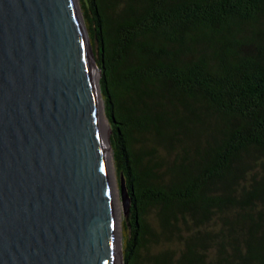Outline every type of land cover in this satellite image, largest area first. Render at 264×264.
<instances>
[{"label": "trees", "instance_id": "1", "mask_svg": "<svg viewBox=\"0 0 264 264\" xmlns=\"http://www.w3.org/2000/svg\"><path fill=\"white\" fill-rule=\"evenodd\" d=\"M130 199L124 264H264V0H83Z\"/></svg>", "mask_w": 264, "mask_h": 264}, {"label": "water", "instance_id": "2", "mask_svg": "<svg viewBox=\"0 0 264 264\" xmlns=\"http://www.w3.org/2000/svg\"><path fill=\"white\" fill-rule=\"evenodd\" d=\"M93 64L77 0H0V264H118Z\"/></svg>", "mask_w": 264, "mask_h": 264}, {"label": "bare ground", "instance_id": "3", "mask_svg": "<svg viewBox=\"0 0 264 264\" xmlns=\"http://www.w3.org/2000/svg\"><path fill=\"white\" fill-rule=\"evenodd\" d=\"M77 2H78V0H77ZM78 6H79V3H78ZM79 9H80V6H79ZM80 13H81V10H80ZM81 16H82V13H81ZM82 20H83V17H82ZM93 65H94L96 80H97L102 124H103V129H104V134H105V140H106V148H107V154H108V160H109V166H110V172H111L112 188H113L114 203H115L117 258H118V264H122V256L120 255L121 248H120V232H119V228H120L119 216H120V213H119V207H118L117 188H116V182H115V169H114V164H113V152L111 150V143L108 140V136H107L108 135V122H107V119H106V116L104 113L105 111H104L103 100L101 98V91H100L99 80H98V70H97V66L95 64H93Z\"/></svg>", "mask_w": 264, "mask_h": 264}, {"label": "rangeland", "instance_id": "4", "mask_svg": "<svg viewBox=\"0 0 264 264\" xmlns=\"http://www.w3.org/2000/svg\"><path fill=\"white\" fill-rule=\"evenodd\" d=\"M78 3H79V6H80V10H81L82 17H83V22H84V25H85V20H84V16H83V7H82L83 6V0H78ZM91 47H92V50L94 51L95 47L93 45H91ZM96 66H97V64H96ZM97 70H98V80H99L100 76H101V72H100L98 66H97ZM99 86H100V84H99ZM101 98L103 100L102 94H101ZM103 105H104V102H103ZM105 116H106V114H105ZM106 119H107V116H106ZM107 122H108V119H107ZM108 125H109V123H108ZM111 150H112V144H111ZM113 164H114V160H113ZM114 169H115V165H114ZM119 180H120L119 179V174H118V172L115 169V182H116V188H117V199H118V207H119V213H120V216H119V218H120V222H119V226H120V228H119V232H120V248H121V252H122L123 240H124V232H125V230H124L125 214L123 213V204H122V199H121V194H120V186H119L120 182H119ZM122 264H124L123 252H122Z\"/></svg>", "mask_w": 264, "mask_h": 264}]
</instances>
